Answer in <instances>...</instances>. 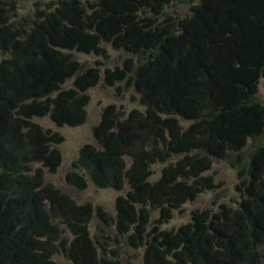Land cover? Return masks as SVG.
<instances>
[{"label":"trees","instance_id":"obj_1","mask_svg":"<svg viewBox=\"0 0 264 264\" xmlns=\"http://www.w3.org/2000/svg\"><path fill=\"white\" fill-rule=\"evenodd\" d=\"M20 1L0 0V264H131L123 246L141 248L142 264H264V0H48L22 14ZM103 42L128 55L105 84L124 82L143 109L107 105L66 175L78 190L128 185L114 217L97 207L91 235L90 203L44 181L63 138L33 118L84 121L99 68L69 51ZM218 160L236 170L234 204L161 229L215 187Z\"/></svg>","mask_w":264,"mask_h":264},{"label":"rangeland","instance_id":"obj_2","mask_svg":"<svg viewBox=\"0 0 264 264\" xmlns=\"http://www.w3.org/2000/svg\"><path fill=\"white\" fill-rule=\"evenodd\" d=\"M43 1L48 0H21L19 2V12L25 13L35 6V3L42 4ZM177 9L184 11L187 5H179L176 8H171L170 11ZM103 52L100 54L90 52H71V57L77 60L83 67H98L99 79L97 83L87 89L88 101L85 106L86 115L84 121L75 126L63 125L58 126L54 124L48 116L34 117L33 120L40 124L45 129H51L62 136L60 143L56 144V148L61 153V161L54 172H50L47 168L44 170V181L52 183L61 191L70 195L78 204L90 203L93 211V218L89 223L90 234H96L98 231L97 225L100 219L95 215L97 207L105 211L110 216H115V200L118 195H125L128 188L126 185L122 190H115L113 188H98L92 183L81 190L75 189L66 180L67 173L72 169V163L78 158L79 149L85 144H95V137L93 135V128L100 121L103 109L110 104H113L115 110H120L125 116L129 110L133 108L143 109L138 103L137 97L133 89L126 87L124 82H116L115 84H105L103 74L105 68L113 69L115 66H121L122 61L128 55L121 49L114 48L110 43L103 42ZM105 53V55H104ZM73 76L68 77L63 87H71L73 85ZM120 89L117 90V86ZM259 94L263 97V89L259 85ZM187 125L188 122H182ZM35 166H40L36 164ZM163 164L157 162L151 165L153 171L152 179L159 175ZM206 174L213 176L215 187L199 193L195 198L190 199L182 204L180 208L172 211L171 217L160 225L161 229H170L179 226L182 223L189 221L191 212L195 209L215 208L219 203H232L238 198L235 184L237 182L236 170L228 165L227 162L218 160L215 161L210 170ZM158 211H152L151 217L156 218ZM114 231L110 230L109 234L113 237ZM111 247L113 245L110 244ZM116 247V244H115ZM121 256L129 261L131 264H142L140 256L142 249H132L125 247L120 250ZM57 264H69V261L64 256L56 257Z\"/></svg>","mask_w":264,"mask_h":264}]
</instances>
